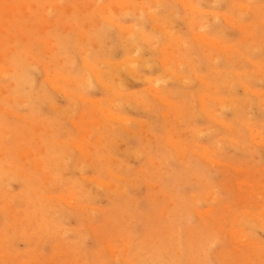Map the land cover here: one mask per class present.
I'll return each mask as SVG.
<instances>
[{"label":"rangeland","instance_id":"374dc122","mask_svg":"<svg viewBox=\"0 0 264 264\" xmlns=\"http://www.w3.org/2000/svg\"><path fill=\"white\" fill-rule=\"evenodd\" d=\"M183 1L0 0V264H264V0Z\"/></svg>","mask_w":264,"mask_h":264},{"label":"bare ground","instance_id":"6f19581e","mask_svg":"<svg viewBox=\"0 0 264 264\" xmlns=\"http://www.w3.org/2000/svg\"><path fill=\"white\" fill-rule=\"evenodd\" d=\"M148 1H149V0H148ZM182 1H183V0H182ZM185 1H186V0H185ZM216 1H217V0H216ZM183 2H184V1H183ZM183 2H182V3H183ZM206 2H207V1H206ZM121 3H123V2H121ZM124 3H125V2H124ZM150 3H151V2H150ZM182 3H181V4H182ZM212 3H213V2H212ZM212 3H211V4H212ZM216 3H217V2H216ZM160 4L163 5L162 3H160ZM188 4H189V3H188ZM192 4H193V3H192ZM125 5L128 6L126 3H125ZM184 5H185V4H184ZM215 5H217V4H215ZM123 6H124V5H123ZM189 6H190V5H189ZM189 6H188V7H189ZM131 7H133V6H131ZM186 7H187V6H186ZM244 7H245V6H244ZM12 8H13V7H12ZM124 8H125V7H124ZM124 8H123V9H124ZM168 8H169V7H168ZM168 8H167V9H168ZM170 8H171V7H170ZM175 8H176V7H175ZM191 8H192V7H191ZM10 9H11V8H10ZM182 9H183V8H182ZM184 9H185V8H184ZM196 9H197V8H196ZM243 9H244V8H243ZM115 10H116V9H115ZM131 10H132V9H131ZM139 10H140V9H139ZM142 10L144 11V9H142ZM193 10H194V9H193ZM10 11H11V10H10ZM111 11H112V10H111ZM123 11H124V10H123ZM134 11H135V10H134ZM155 11H156V10H155ZM155 11H154V12H155ZM168 11H169V9H168ZM187 11H188V10H187ZM245 11H246V10H245ZM114 12H115V11H114ZM188 12H189V11H188ZM196 12H197V10H196ZM143 13H144V12H143ZM147 13H148V12H146L145 15H147ZM150 13H151V12H150ZM152 13H153V12H152ZM169 13H170V12H169ZM190 13H191V12H190ZM16 14H17V13H16ZM148 14H149V13H148ZM154 14H155V13H154ZM201 14H202V13H201ZM178 15H179V14H178ZM205 15H206V14H205ZM135 16H136V14H135ZM143 16H144V15H143ZM143 16H142V18H143ZM169 16H170V15H169ZM169 16H168L167 18H169ZM178 17H179V16H178ZM201 17H202V16H201ZM183 18H184V17H183ZM186 18H187V16H186ZM150 19H151V18H150ZM157 19H158V18H157ZM157 19H156V20H157ZM220 19H221V18H220ZM156 20L154 19V21H156ZM169 20H170V18L168 19V21H169ZM141 21H142V20H141ZM162 21H163V20H162ZM219 21H220V20H219ZM156 22H157V21H156ZM164 22H165V21H164ZM171 22H172V19H171ZM188 22H189V20H188ZM169 23H170V21H169ZM212 23H213V22H212ZM114 24H115V23H114ZM137 24H138V23H137ZM155 24H156V23H155ZM161 24H162V23H161ZM135 25H136V24H135ZM163 25H164V24H163ZM164 26H165V25H164ZM166 26H167V25H166ZM173 26H174V25H173ZM186 26H187V25H186ZM205 26H206V25H205ZM208 26H209V25H208ZM146 27H147V26H146ZM187 27H188V26H187ZM128 28H129V27H128ZM192 28H193V27H192ZM133 29H134V28H133ZM137 29H138V28H137ZM155 29H156V28H155ZM160 29H161V28H160ZM166 29H167V28H166ZM172 30H173V29H172ZM205 30L207 31L208 29H205ZM139 31H140V30H139ZM162 31H163V30H162ZM168 31H169V30H167L166 33H168ZM208 31H209V30H208ZM210 31H211V30H210ZM140 32H143V31H140ZM160 32H161V31H160ZM163 32H164V31H163ZM175 32H176V31H175ZM214 32H215V31H214ZM132 33H133V31H132ZM207 33H208V32H207ZM154 34H155V33H154ZM160 34H161V33H160ZM187 34H188V33H187ZM195 34H196V33H195ZM140 35H141V34H140ZM146 35H147V34H146ZM146 35H145V36H146ZM161 35H162V34H161ZM166 35H167V34H166ZM200 35H201V34H200ZM200 35H199V36H200ZM125 36L127 37V35H125ZM125 36H124V37H125ZM191 36H192V35H191ZM245 36H246V35H245ZM126 37L124 38V40L126 39ZM131 37L134 38L135 36L132 35ZM159 37H160V36H159ZM171 37H172V36H171ZM193 37H195V36H193ZM196 37H197V34H196ZM86 38H87V36H86ZM166 38H167V36H166ZM166 38H165V39H166ZM135 39H136V38H135ZM147 39H148V38H146V40H147ZM152 39H153V38H152ZM152 39H151V41H152ZM154 39H155V38H154ZM167 39H168V38H167ZM170 39H171V38H170ZM190 39H191V38H190ZM199 39H200V37H199ZM140 40H142V39H140ZM173 40H174V39H173ZM203 40H204V41H203L202 43H205V39H203ZM121 41H122V40H121ZM153 41H154V40H153ZM214 41H216V40H214ZM85 42H86V41H85ZM130 42H131V40H130ZM130 42H129V43H130ZM116 43H117V42H116ZM147 43H148V42H147ZM162 43H163V42H162ZM202 43H201V44H202ZM144 44H145V43H144ZM168 44H169V43H168ZM218 44H219V43H218ZM149 45H150V44H149ZM158 45H159V44H158ZM213 45H214V44H213ZM138 46H139V45H138ZM140 46H141V45H140ZM152 46H153V45H152ZM153 47H154V46H153ZM209 47H210V46H209ZM132 48H133V47H132ZM146 48H147V47H146ZM146 48H144L145 51L147 50ZM159 48H160V47H159ZM162 48H164V47H162ZM196 48H197V47H196ZM188 49H189V48H188ZM215 49H216V48H215ZM217 49H218V48H217ZM227 49H228V48H227ZM134 50H135V49H134ZM137 50H138V49H137ZM210 50H211V49H210ZM219 50H220V48H219ZM152 51H153V50H152ZM152 51H151V52H152ZM155 51H156V50H155ZM180 51H181V50H180ZM185 51H186V50H183V52H185ZM207 51H208V50H207ZM47 52H49V51L47 50ZM131 52H132V51H131ZM142 52H143V50H142ZM142 52H140V54H142ZM159 52H160V51H159ZM172 52H173V51H172ZM210 52H211V51H210ZM210 52H209V54H210ZM223 52H224V51H223ZM226 52H227V51H226ZM231 52H232V51H231ZM127 53H128V52H127ZM138 53H139V52H138ZM138 53H137V51H136V54H138ZM216 53H217V52H216ZM219 53H220V52H218V54H219ZM85 54H86V53H85ZM128 54H129V53H128ZM153 54H154V53H153ZM155 54H156V53H155ZM161 54H162V53H161ZM169 54H170V53H169ZM214 54H215V53H214ZM106 55H107V54H106ZM129 55H130V54H129ZM134 55H135V54L133 53V56H134ZM136 56H137V55H136ZM144 56H145V55H144ZM162 56H164V55H162ZM167 56H169V55H167ZM219 56H220V55H219ZM172 57H173V56H172ZM224 57H225V56H224ZM154 58H155V57H154ZM162 58H163V57H162ZM165 58H166V57H165ZM139 59H140V58H139ZM160 59H161V58H159V61H160ZM201 59H202V58H201ZM149 60H151V59H149ZM161 60H162V59H161ZM171 60H173V59H171ZM147 61H148V59H147ZM215 61H216V60H215ZM160 62H161V61H160ZM168 62H169V61H168ZM84 63H85V62H84ZM89 63H90V62H89ZM108 63H109V62H108ZM140 63H141V62H140ZM143 63H144V62H143ZM227 63H228V62H227ZM102 64H103V63H102ZM105 64H106V63H105ZM119 64H120V63H119ZM122 64H123V63H122ZM127 64H128V63H127ZM167 64H168V63H167ZM219 64H220V63H219ZM83 65H84V64H83ZM129 65H130V64H129ZM129 65L127 66L128 68H129ZM133 65L135 66V64H133ZM133 65H132V66H133ZM143 65H144V64H143ZM227 65H229V64H227ZM261 65H262V64H261ZM89 66H90V65H89ZM101 66H102V65H101ZM116 66H118V65H116ZM116 66H115V67H116ZM139 66H140V65H139ZM139 66H138V68H139ZM150 66L152 67V65H150ZM164 66H165V65H164ZM221 66H222V65H221ZM223 66H224V65H223ZM231 66H232V65H231ZM3 67H4V66H3ZM108 67H109V66H108ZM120 67H121V65H120ZM122 67H123V66H122ZM144 67H145V66H144ZM144 67H143V68H144ZM206 67H207V66H206ZM259 67H260V66H259ZM135 68H136V67H135ZM138 68H136V69H138ZM208 68H209V67H208ZM228 68H229V67H228ZM108 69H109V68H108ZM129 69H130V68H129ZM129 69H128V70H129ZM26 70H27V68H26ZM113 70H114V69H113ZM116 70H118V67H117ZM130 70H132V68H131ZM130 70H129V71H130ZM138 70H140V69H138ZM165 70H166V68H165ZM168 70H169V69H168ZM28 71H29V70H28ZM118 71H119V70H118ZM118 71H117V72H118ZM133 71H134V70H133ZM186 71H187V70H186ZM209 71H210V69H209ZM216 71H217V70H216ZM228 71H230V70H228ZM6 72H7V71H6ZM95 72H96V71H95ZM117 72H116V73H117ZM123 72H124V70H123ZM123 72H121V73H123ZM127 72H128V71H127ZM168 72H169V71H168ZM168 72H167V73H168ZM213 72H214V71H213ZM81 73H82V72H81ZM121 73H119V74H121ZM129 73H130V72H129ZM134 73H135V72H134ZM167 73H166V74H167ZM223 73H224V72H223ZM30 74H31V73H30ZM94 74H97V72L94 73ZM126 74H127V73H126ZM131 74H132V73H131ZM169 74H170V72H169ZM169 74H168V75H169ZM212 74H213V73H212ZM4 75H5V74H4ZM16 75H17V74H16ZM121 75H122V74H121ZM127 75H128V74H127ZM134 75H136V74H134ZM170 75H171V74H170ZM177 75H178V74H177ZM214 75H215V74H214ZM14 76H15V74H14ZM22 76H23V74H22ZM31 76H32V75H31ZM79 76H80V75H79ZM122 76H123V75H122ZM211 76H212V75H211ZM262 76H263V74H262ZM15 77H16V76H15ZM20 77H21V76H20ZM28 77H30V76H28ZM80 77H81V76H80ZM120 77H121V76H120ZM164 77H165V76H164ZM172 77H173V75H172ZM176 77H178V76H176ZM176 77H175V78H176ZM239 77H240V76H239ZM11 78H13V77L11 76ZM17 78H18V77H16V79H17ZM24 78H25V77H24ZM123 78H124V77H123ZM130 78H132V77H130ZM158 78H159V77H158ZM14 79H15V78H14ZM14 79H13V80H14ZM28 79H29V78H28ZM49 79H51V78H49ZM159 79H160V78H159ZM182 79H183V78H182ZM249 79H250V78H249ZM22 80H24V79H22ZM103 80H104V79H103ZM103 80H102V81H103ZM116 80H117V79H116ZM124 80H125V79H124ZM245 80H246V79H245ZM245 80H244V81H245ZM100 81H101V80H100ZM161 81H162V79L160 80V82H161ZM218 81H219V80H218ZM233 81H235V80L233 79ZM250 81H251V80H250ZM31 82H32V81H31ZM86 82H87V80H86ZM121 82H122V81H121ZM142 82H143V81H142ZM152 82H153V81H152ZM152 82H148V83H152ZM219 82H220V81H219ZM237 82L239 83V81H237ZM245 82H246V81H245ZM15 83H16V82H15ZM90 83H91V82H90ZM125 83H126V82H125ZM238 83H237V84H238ZM32 84H34V81L32 82ZM117 84H118V83H117ZM120 84L122 85V83H120ZM123 84H124V83H123ZM152 84H153V83H152ZM159 84H160V83H159ZM164 84H165V83H164ZM171 84H172V83H171ZM227 84H228V82H227ZM232 84H233V83H232ZM234 84H235V83H234ZM245 84H246V83H245ZM16 85H17V84H16ZM20 85H21V84H20ZM53 85H54V84H53ZM104 85H105V82H104ZM125 85H126V84H124V87H125ZM198 85H201V84H198ZM239 85H240V84H239ZM241 85H242V84H241ZM250 85L252 86V84H250ZM18 86H19V85H18ZM24 86H25V85H24ZM32 86H33V85H32ZM87 86H89V81H88V83H87ZM90 86H91V84H90ZM90 86H89V87H90ZM105 86H106V85H105ZM105 86H104V87H105ZM108 86H109V85H108ZM154 86H155V85H154ZM159 86H160V85H159ZM162 86H163V85H162ZM230 86H231V85H230ZM245 86H246V85H245ZM27 87H28V86H27ZM94 87H96V86H94ZM156 87H157V86H156ZM246 87H247V86H246ZM23 88H24V87H22V90H23ZM69 88H70V87H69ZM85 88H86V87H85ZM226 88H227V87H226ZM86 89H87V88H86ZM155 89H156V88H155ZM231 89H232V87H231ZM64 90H65V89H64ZM67 90H68V89H67ZM104 90H106V88H104ZM156 90H157V89H156ZM215 90H216V89H215ZM234 90H235V89H234ZM247 90H248V89H247ZM23 91H24V90H23ZM27 91H28V90H27ZM27 91H26V93H27ZM30 91H31V90H30ZM32 91H33V89H32ZM32 91H31V92H32ZM147 91H148V90H147ZM150 91H151V90H150ZM249 91H250V90H249ZM255 91H256V90H255ZM255 91H252V92H255ZM31 92H30V93H31ZM66 92H68V91H66ZM113 92H116V90L113 91ZM256 92H257V91H256ZM259 92H260V91H259ZM24 93H25V92H24ZM26 93H25V94H26ZM28 93H29V91H28ZM108 93H111V92H108ZM116 93H117V92H116ZM156 93H157V92H156ZM160 93H161V92H160ZM172 93H173V92H172ZM236 93H237V92H236ZM246 93L248 94V92H246ZM22 94H23V93H22ZM22 94H21V95H22ZM68 94H69V93H68ZM157 94H158V93H157ZM259 94H260V93H259ZM23 95H24V94H23ZM28 95H29V94H28ZM50 95H51V94H50ZM71 95H72V94H71ZM149 95H151V94H149ZM160 95H162V94H160ZM255 95H256V94H255ZM257 95H258V94H257ZM257 95H256V96H257ZM260 95H261V94H260ZM65 96H67V95H65ZM157 96H158V95H157ZM171 96H172V94H171ZM179 96H180V95H179ZM51 97H52V96H50V98H51ZM152 97H153V96H152ZM177 97H178V96H177ZM239 97H240V96H239ZM251 97H252V96H251ZM262 97H263V94H262ZM262 97H260V98H262ZM67 98H68V97H67ZM69 98H70V97H69ZM157 98H158V97H157ZM41 99H42V98H41ZM154 99H156V96H155ZM160 99H161V97H160ZM167 99L169 100V98H167ZM172 99H173V98H172ZM172 99H171V100H172ZM244 99H245V98H244ZM256 99H257V97H256ZM47 100H48V99H46V101H47ZM50 100H51V99H50ZM156 100H157V99H156ZM177 100H178V99H177ZM248 100H249V99H248ZM110 101H111V100H110ZM159 101H160V100H159ZM162 101H163V99H162ZM166 101H167V100H166ZM174 101H175V100H174ZM187 101H188V100H187ZM204 101H205V100H204ZM241 101H242V100H241ZM241 101H239V102H241ZM250 101H251V100H250ZM258 101L260 102L259 99H258ZM163 102H165V101H163ZM180 102H181V101H180ZM190 102L192 103V101H190ZM194 102H195V101H194ZM198 102H199V101H198ZM248 102H249V101H248ZM259 102H258V103H259ZM263 102H264V101H263ZM263 102H261V103H263ZM38 103H39V102H38ZM50 103H51V102H50ZM160 103H161V102H160ZM171 103H172V101H171ZM173 103H174V102H173ZM252 103H254V102H252ZM252 103H251V104H252ZM256 103H257V102H256ZM169 104H170V103H169ZM174 104H175V106H176V102H175ZM177 104H178V102H177ZM198 104H199V103H198ZM243 104H244V106L246 105L245 103H243ZM243 104H242V105H243ZM247 104H248V103H247ZM98 105H99V104H98ZM133 105H134V104H133ZM135 105H136V104H135ZM158 105H159V104H158ZM238 105H239V104H238ZM253 105H255V104H253ZM117 106H118V105H117ZM159 106H161V105H159ZM200 106H202V105H200ZM232 106H233V105H232ZM249 106H250V104H249ZM256 106H259V105L256 104ZM261 106H262V105H261ZM263 106H264V105H263ZM133 107H134V106H133ZM173 107H174V105H173ZM191 107H192V106H191ZM198 107H199V106H198ZM239 107H241V105H240ZM250 107H254V106H250ZM109 108H110V107H109ZM109 108H107V109H109ZM116 108H117V107H116ZM121 108H123V107H121ZM121 108H120V109H121ZM203 108H204V107H203ZM221 108H222V107H221ZM236 108H237V107H236ZM111 109H112V105H111L110 110H111ZM117 109H118V108H117ZM117 109H116V111H117ZM245 109L250 110L249 108H245ZM261 109H262V108H261ZM140 110H141V109H140ZM169 110H170V109H169ZM169 110H167V112H168ZM175 110H176V109H175ZM236 110H237V109H236ZM238 110H239V109H238ZM105 111H107V110H105ZM108 111H109V110H108ZM108 111H107V112H108ZM121 111H122V110H121ZM164 111H165V109H164ZM172 111H173V110H172ZM180 111H181V110H180ZM215 111H216V110H215ZM240 111H241V109H240ZM245 111H246V110H245ZM103 112H104V111H103ZM103 112H102V113H103ZM107 112H106V113H107ZM119 112H120V111H119ZM170 112H171V111H170ZM199 112H200V111H199ZM217 112H218V110H217ZM242 112H244V111L242 110ZM120 113H121V112H120ZM162 114H163V112H162ZM164 114H165V113H164ZM172 114H173V113H172ZM182 114H183V113H182ZM235 114H237V113H235ZM165 115H166V114H165ZM177 115H178V114H177ZM177 115H176V116H177ZM205 115H206V114H205ZM212 115H213V114H212ZM241 115H242V114H241ZM241 115H236V116H241ZM244 115H245V113H244ZM115 116H116V115H115ZM171 116H172V115H171ZM171 116H170V117H171ZM221 116H223V115H221ZM160 117H161V116H160ZM194 117H196V116H194ZM207 117H208V116H207ZM164 118H165V117H164ZM173 118H174V117H173ZM221 118H222V117H221ZM81 119H82V116H81ZM162 119H163V118H162ZM178 119H179V118H178ZM178 119H177V120H178ZM182 119H183V118H182ZM240 119H241V118H240ZM167 120H168V119H167ZM175 120H176V119H175ZM170 121H171V120H170ZM181 122H182V121H181ZM172 123H173V121H172ZM183 123H184V122H183ZM188 123H189V122H188ZM244 123H245V122H244ZM253 123H256V122H253ZM219 124H220V123H219ZM231 124H232V123H231ZM142 125H143V124H142ZM235 125H239V126H240V124H235ZM235 125H234V126H235ZM241 125H244V124H241ZM95 126H96V124H95ZM145 126H146V125H145ZM180 126H181V125H180ZM219 126H220V125H219ZM239 126H237L238 129H239ZM250 126H252V125H250ZM96 127H97V126H96ZM143 127H144V126H143ZM147 127H148V125H147ZM174 127H175V126H174ZM202 127H203V126H202ZM211 127H212V126H211ZM232 127H233V126H232ZM244 127H245V126H244ZM253 127H254V125H253ZM89 128H90V127H89ZM100 128H101V127H100ZM185 128H186V127H185ZM191 128H192V127H191ZM207 128H208V127H207ZM241 128H242V127H240V129H241ZM247 128H248V127H247ZM250 128H252V127H250ZM90 129H91V128H90ZM143 129H144V128H143ZM146 129H147V128H146ZM146 129H145V130H146ZM187 129H188V128H187ZM229 129H230V128H229ZM234 129H235V128H234ZM104 130H105V129H104ZM177 130H178V129H177ZM185 130H186V129H185ZM185 130H184V131H185ZM203 130H204V129H203ZM214 130H215V129H214ZM217 130H218V129H217ZM235 130H236V129H235ZM124 131H125V130H124ZM133 131H135V130H133ZM180 131H182V130H180ZM180 131H179V132H180ZM187 131H188V130H187ZM210 131H211V129H210ZM212 131H213V130H212ZM224 131H225V130H224ZM237 131H238V130H237ZM107 132H108V131H107ZM127 132H129V131H127ZM135 132H136V131H135ZM170 132H171V131H170ZM217 132H218V131H217ZM225 132H226V131H225ZM233 132H234V131H233ZM92 133H93V132H92ZM97 133H98V132H97ZM141 133H142V132H141ZM148 133H149V132H148ZM203 133H204V132H203ZM234 133L237 134L236 131H235ZM241 133H242V132H241ZM99 134H100V133H99ZM112 134H113V133H112ZM132 134H133V133H132ZM164 134H165V133H164ZM164 134H163V135H164ZM166 134H167V133H166ZM183 134H185V133H183ZM187 134H188V133H187ZM218 134H219V133H218ZM113 135H115V134H113ZM143 135H144V134H143ZM163 135H162V136H163ZM171 135H172V134H171ZM171 135H169V136H171ZM189 135H190V134H189ZM204 135H205V134H204ZM206 135H207V134H206ZM231 135H232L231 137H233V134H231ZM176 136H177V135H176ZM183 136H184V135H183ZM117 137H118V136H117ZM127 137H128V136H127ZM172 137H173V136H172ZM220 137H221V136H220ZM244 137H245V136H244ZM89 138H90V135H89ZM162 138H163V137H162ZM167 138H168V137H167ZM167 138H166V139H167ZM173 138H174V137H173ZM173 138H172V139H173ZM177 138H178V137H177ZM198 138H199V137H198ZM201 138H202V137H201ZM203 138H204V137H203ZM210 138H211V137H210ZM222 138H223V137H222ZM80 139H81V138H80ZM128 139H129V137H128ZM139 139H140V138H139ZM166 139H165V140H166ZM225 139H226V138H225ZM115 140H116V139H115ZM142 140H143V139H142ZM180 140H181V139H180ZM186 140H187V139H186ZM188 140H189V139H188ZM228 140H230V139H228ZM87 141H88V140H87ZM98 141H99V140H98ZM100 141H101V140H100ZM116 141H117V140H116ZM217 141H219V140H217ZM234 141H235V140H234ZM78 142H79V141H78ZM219 142H222V141H219ZM224 142H225V141H224ZM226 142H227V141H226ZM229 142H230V141H229ZM232 142H233V140H231V143H232ZM235 142H236V141H235ZM84 143H85V142H84ZM145 143H146V142H145ZM163 143H164V142H163ZM165 143H166V142H165ZM180 143H181V142H180ZM186 143H187V142H186ZM238 143H241V141H240V142L238 141ZM246 143H247V142H246ZM172 144H173V143H172ZM172 144H171V145H172ZM232 144H233V143H232ZM85 145L87 146V144H85ZM89 145H90V144H89ZM89 145H88V146H89ZM142 145H143V144H142ZM168 145H169V144H168ZM174 145H175V144H174ZM177 145H178V144H177ZM229 145H230V144H229ZM229 145H228V147H229ZM233 145H234V144H233ZM76 146H77V145H76ZM144 146H145V145H144ZM172 146H173V145H172ZM194 146H195V145H194ZM206 146H207V145H206ZM224 146L227 147V144L225 145V143H224ZM236 146H237V145H236ZM240 146H241V145H240ZM242 146H243V145H242ZM242 146H241V147H242ZM114 147H115V146H114ZM173 147H174V146H173ZM175 147H176V146H175ZM220 147H221V146H220ZM222 147H223V146H222ZM238 147H239V145H238ZM143 148H145V147H143ZM147 148H149V147H147ZM166 148H167V147H166ZM178 148H180V147H178ZM183 148H184V146H183ZM186 148H187V147H186ZM215 148H216V147H215ZM218 148H219V147H218ZM90 149H91V148H90ZM208 149H209V148H208ZM208 149H207V150H208ZM219 149H220V148H219ZM175 150H176V149H175ZM181 150H183V149H181ZM181 150H180V151H181ZM184 150H185V149H184ZM26 151H27V150H26ZM28 151H29V150H28ZM148 151H151V150H148ZM165 151H166V150H165ZM180 151H178V152H180ZM185 151H186V150H185ZM185 151H184V152H185ZM220 151H222V150H220ZM29 152H30V151H29ZM131 152H132V151H131ZM169 152H170V151H169ZM173 152H174V151H173ZM176 152H177V151H176ZM176 152H175V153H176ZM186 152H187V151H186ZM193 152H194V151H193ZM199 152H200V151H199ZM203 152H204V150H203ZM214 152H216V151H214ZM148 153H149V152H148ZM167 153H168V152H167ZM170 153H172V152H170ZM170 153H169V154H170ZM187 153H188V152H187ZM201 153H202V152H201ZM201 153H200V154H201ZM23 154H24V153H23ZM27 154L30 156L29 153H27ZM80 154H81V153H80ZM90 154H91V153H90ZM184 154H185V153H184ZM203 154H204V153H203ZM212 154H213V153H212ZM132 155H134V154H132ZM138 155H140V154H138ZM138 155H137V156H138ZM164 155H165V154H164ZM180 155H181V154H180ZM186 155H187V154H186ZM186 155H185V156H186ZM189 155H190V154H189ZM205 155H207V154L205 153ZM205 155H204V156H205ZM214 155H215V154H214ZM91 156H92V155H91ZM183 156H184V155H183ZM185 156H184V158H185ZM195 156H197V155H195ZM208 156H210V155H208ZM208 156H207V158H208ZM211 156H213V155H211ZM92 157H93V156H92ZM94 157H95V156H94ZM112 157H113V156H112ZM168 157H169V155H168ZM189 157H190V156H189ZM160 158H161V157H160ZM164 158H165V157H164ZM169 158H170V157H169ZM180 158H181V157H180ZM180 158H179V159H180ZM203 158H204V157H203ZM179 159H178V160H179ZM181 159H182V158H181ZM188 159H191V158H188ZM70 160H71V159H70ZM110 160H113V159H110ZM183 160H184V159H183ZM185 160H186V159H185ZM195 160H196V159H195ZM151 161H152V160H151ZM153 161H154V160H153ZM157 161H158V160H157ZM161 161H163V160H161ZM164 161H165V160H164ZM164 161H163V162H164ZM111 162H112V161H111ZM165 162H167V161H165ZM183 162H184V161H183ZM179 163H180V162H179ZM185 163H186V161H185ZM187 163H188V162H187ZM189 163H190V162H189ZM148 164H149V166H150V163H148ZM166 164H167V163H166ZM153 165H154V164H153ZM187 165H188V164H187ZM181 166H182V165H181ZM185 166H186V165H185ZM165 167H166V169H167V166H165ZM191 167H192V166H191ZM191 167H190V168H191ZM153 168H154V167H153ZM171 168H172V167H171ZM187 168H188V167H187ZM190 168H189V169H190ZM169 169H170V168H169ZM167 170H168V169H167ZM170 170H171V169H170ZM187 170H188V169H187ZM152 171H154V170L152 169ZM205 171H206V170H205ZM111 172H112V171H111ZM164 172H165V170H164ZM169 172H171V171H169ZM189 172H191V171H189ZM161 173H163V172L161 171ZM182 173H183V172H182ZM168 174H169V173H168ZM192 174H193V173H192ZM203 174H204V173H203ZM160 175H161V174H160ZM176 175H177V173H176ZM178 175H181V174H178ZM195 175H196V174H195ZM3 176H4V175H3ZM110 177H111V176H110ZM140 177H141V176H140ZM163 177L165 178V176H163ZM173 177H174V176H173ZM191 177H192V176H191ZM197 177H199V176H197ZM205 177H206V176H205ZM116 178H117V177H116ZM122 178H123V177H122ZM167 178H168V176H167ZM179 178H182V177H179ZM194 178H195V177H194ZM125 179H126V178H125ZM183 179H184V178H183ZM185 179H186V178H185ZM185 179H184V180H185ZM112 181H114V180H112ZM119 181H120V180H119ZM155 181H156V180H155ZM165 181H166V180H165ZM180 181H181V179H180ZM188 181H190V180H188ZM120 182H121V181H120ZM184 182H185V181H184ZM201 182H202V181H201ZM108 183H109V182H108ZM185 183H186V182H185ZM198 183H199V182H198ZM244 183H245V182H244ZM122 184H123V182L121 183V186H122ZM189 184H190V182H189ZM194 184H195V183H194ZM199 184H200V183H199ZM246 184H247V183H246ZM246 184H245V185H246ZM104 185H105V184H104ZM170 185H171V184H170ZM184 185H185V184H184ZM186 185H188V184H186ZM203 185H204V184H203ZM180 186H181V185H180ZM196 186H197V185H196ZM198 186H199V185H198ZM248 186H249V185H248ZM103 187H104V186H103ZM109 187H110V186H109ZM111 187H113V186H111ZM111 187H110V188H111ZM117 187H118V186H117ZM117 187H115L114 189H116ZM200 187H202V186H200ZM120 188H122V187H120ZM149 188L152 190L151 187H149ZM117 189H118V188H117ZM132 189H133V188H132ZM108 190H109V189H108ZM155 190H156V189H155ZM180 190H181V189H180ZM109 191H110V190H109ZM117 191H118V190H117ZM165 191L168 192V190H165ZM162 192H163V191H162ZM115 193H116V192H115ZM208 193H209V192H208ZM255 194H256V193H255ZM261 195H262V194H261ZM188 250H189V248H188ZM157 252H158V251H157ZM185 252H186V251H185ZM189 253H190V252H189ZM189 253H188V254H189ZM185 254H186V253H185ZM189 255H190V254H189ZM151 256H152V255H151ZM187 256H188V255H187Z\"/></svg>","mask_w":264,"mask_h":264}]
</instances>
